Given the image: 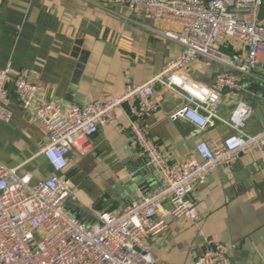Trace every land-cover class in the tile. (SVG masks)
<instances>
[{
  "label": "crops",
  "instance_id": "obj_1",
  "mask_svg": "<svg viewBox=\"0 0 264 264\" xmlns=\"http://www.w3.org/2000/svg\"><path fill=\"white\" fill-rule=\"evenodd\" d=\"M177 27L147 19L115 0H0V68L40 86V97L59 103L65 114L73 104L107 101L122 94L128 83L141 84L160 74L182 53L181 43L166 37ZM224 67L205 57L184 68L194 79L211 84ZM9 84L8 122L0 123V162L20 175L48 178L57 172L42 147L49 141L33 109H24ZM159 108L140 119L171 163L199 159L197 145L216 150L234 130L224 122L197 132L185 119L170 115L185 99L158 84ZM240 100L252 105L244 130L264 131V73L241 76L240 87L222 94L219 115L229 119ZM129 105L91 139L85 153L72 150L68 178L78 201V217L92 224L104 211L120 213L142 192L155 190L158 173L135 142ZM133 175V176H132ZM198 217H167L163 232L149 239L157 264H194L206 249L226 251L235 264H264V170L258 149L251 148L227 168L210 172L191 195ZM169 205H166V207Z\"/></svg>",
  "mask_w": 264,
  "mask_h": 264
},
{
  "label": "built area",
  "instance_id": "obj_2",
  "mask_svg": "<svg viewBox=\"0 0 264 264\" xmlns=\"http://www.w3.org/2000/svg\"><path fill=\"white\" fill-rule=\"evenodd\" d=\"M139 11L147 19L177 27L163 34L183 46L163 71L141 84L128 83L125 91L107 101L73 104L63 114L59 103L40 97V86L15 72L0 68V123L11 113L9 84L24 109H33L45 126L49 141L45 155L56 174L34 179L0 162V264H157L149 239L167 227V217H198L191 195L204 185L210 172L232 167L251 148L260 154L264 170V131L244 130L253 107L240 100L232 116L219 115L222 94L240 87L241 76L264 73V0H115ZM205 57L224 69L211 84L202 83L184 68ZM185 99L170 115L172 121L192 122L197 132L221 121L234 132L213 150L205 141L197 145L199 159L171 163L140 123L159 108L157 85ZM129 105L133 138L158 173L161 185L127 204L120 213L104 211L92 224L83 222L71 204L78 201L68 178L60 175L72 150L85 153L91 139ZM133 176V175H132ZM166 205H169L166 207ZM194 264H235L226 251L209 248Z\"/></svg>",
  "mask_w": 264,
  "mask_h": 264
},
{
  "label": "rangeland",
  "instance_id": "obj_3",
  "mask_svg": "<svg viewBox=\"0 0 264 264\" xmlns=\"http://www.w3.org/2000/svg\"><path fill=\"white\" fill-rule=\"evenodd\" d=\"M88 224V223H87Z\"/></svg>",
  "mask_w": 264,
  "mask_h": 264
}]
</instances>
